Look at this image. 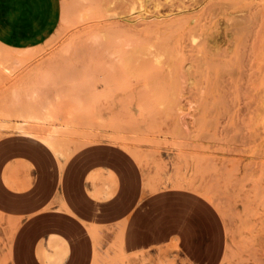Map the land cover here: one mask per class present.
I'll use <instances>...</instances> for the list:
<instances>
[{
	"label": "rangeland",
	"instance_id": "1",
	"mask_svg": "<svg viewBox=\"0 0 264 264\" xmlns=\"http://www.w3.org/2000/svg\"><path fill=\"white\" fill-rule=\"evenodd\" d=\"M22 121L70 129L67 158ZM1 122L0 167L40 153L46 186L96 169L97 194L122 177L107 217L138 197L127 231L90 234L91 264H264V0H0ZM16 162L3 181L32 180Z\"/></svg>",
	"mask_w": 264,
	"mask_h": 264
},
{
	"label": "crops",
	"instance_id": "2",
	"mask_svg": "<svg viewBox=\"0 0 264 264\" xmlns=\"http://www.w3.org/2000/svg\"><path fill=\"white\" fill-rule=\"evenodd\" d=\"M39 141L54 154L47 144ZM14 161L22 166L31 164L35 169L34 178L29 181L25 177L17 180L7 177L3 181L2 174L7 170L8 164ZM94 170L96 169L86 171L77 182L72 179L71 174H66L61 179L55 174L51 183H48L49 186H46L42 154L26 152L4 162L0 167V214L6 220L4 236L8 231L11 233L9 224L13 219L19 222L15 228L13 243L16 264L81 263L85 259L81 244L84 239L89 243L87 264H91V228L104 232V238H107L108 231L129 229L133 216L128 217L137 205L138 197L127 210L107 217L103 213V206L121 199L125 182L122 177H118L116 184H111L102 194H97V185L87 180V176ZM110 190L113 192L109 195ZM47 217L52 218V224H45Z\"/></svg>",
	"mask_w": 264,
	"mask_h": 264
},
{
	"label": "bare ground",
	"instance_id": "3",
	"mask_svg": "<svg viewBox=\"0 0 264 264\" xmlns=\"http://www.w3.org/2000/svg\"><path fill=\"white\" fill-rule=\"evenodd\" d=\"M136 49V48H135ZM214 49H217V50H219V47L217 46V47H215ZM210 62H209V59H205L204 60V62H203V64L204 65H208ZM208 87V86H207ZM45 109V108H44ZM47 109V108H46ZM53 115L50 113V114H47L46 115V117H44L43 119H45V120H48V119H50L51 117H52ZM2 120V119H1ZM59 120V119H58ZM38 121V120H37ZM47 122V121H46ZM49 122V121H48ZM7 123H8V121H7ZM10 123V122H9ZM41 123V122H40ZM2 124V122L0 123V125ZM4 124V123H3ZM15 124V123H14ZM39 124V123H38ZM61 124V123H60ZM71 124V123H70ZM4 125H7V124H4ZM3 125V128L4 127H7L8 128V126H4ZM17 125L18 126H16V125H11V126H13V127H9V128H14V127H16L17 129H18V132H20L21 134H27V135H31V136H33V137H35V138H38L39 140H41V141H43L45 144H47L50 148H51V150L54 152V154L56 155V157H58V158H60V157H66L67 158V156L69 155V153L64 149V147H63V145L61 144V142L60 141H58V139L60 140V138H62V137H60V138H57L56 137V135H58L57 133L59 132H61L63 129H61V131L59 130L60 128L58 127V126H56V125H54V126H56V127H54L53 126V128H51V129H48L47 127H36V128H33V129H28V128H26V127H28V126H26V124H25V122H24V125L26 126H23V121H22V123L19 125L18 123H17ZM31 125V124H30ZM36 126H37V124H35ZM42 125V124H41ZM45 125V124H44ZM47 125V124H46ZM50 125V124H49ZM59 125V124H58ZM66 125V124H65ZM2 126V125H1ZM0 126V127H1ZM29 127H31V126H29ZM33 127H35L34 125H33ZM59 129H58V128ZM62 127V126H61ZM66 127V126H65ZM65 127H62V128H65ZM32 128V127H31ZM50 128V127H49ZM68 128V127H67ZM69 131V130H67V129H64V131ZM64 131H62V132H64ZM2 132V131H1ZM0 132V133H1ZM61 132V133H62ZM85 132H87V131H85ZM4 133H5V131H4ZM14 133H16V132H14ZM64 133H68V132H64ZM80 133V132H79ZM3 134V133H2ZM72 134H75V133H72ZM85 135V134H84ZM92 135V134H91ZM65 135H63V137H64ZM92 136H94V135H92ZM84 137V136H83ZM86 137H88V136H86ZM65 138V137H64ZM112 138V137H111ZM114 138V137H113ZM68 139V138H67ZM66 138H65V140H67ZM74 139V138H73ZM115 139V138H114ZM62 141L64 140V139H61ZM68 140H70V139H68ZM72 140V139H71ZM76 140V139H75ZM122 140V139H121ZM77 141H78V139H77ZM80 141V140H79ZM82 141H84V140H82ZM116 141V140H115ZM81 142V141H80ZM84 142H86V140L84 141ZM90 142H93V141H90ZM64 143V142H63ZM116 144V143H115ZM81 145H83V143L81 144ZM85 145V144H84ZM124 145V144H123ZM67 146V145H66ZM120 146V145H119ZM135 146V145H134ZM125 148V147H124ZM77 149V148H76ZM78 149H79V146H78ZM77 149V150H78ZM133 149H135V148H133ZM126 150V149H125ZM75 151V150H74ZM131 152V151H130ZM134 154H135V152H134ZM70 155H72V154H70ZM139 155V154H138ZM137 156V155H136ZM136 158V157H135ZM140 158V157H139ZM64 159V158H63ZM151 175V174H150ZM151 177V176H150ZM149 177V178H150ZM178 177V176H177ZM185 179V178H184ZM174 180H176V178L174 179ZM174 180H172V181H174ZM170 182V181H169ZM179 182V181H178ZM177 183V182H176ZM180 183V182H179ZM146 184V183H145ZM147 184H149V183H147ZM149 185H151V184H149ZM179 184L177 183V186H178ZM180 185H181V183H180ZM179 185V186H180ZM157 186V185H156ZM167 187V186H166ZM182 187V186H181ZM151 188H153V187H151ZM174 188V187H173ZM154 189V188H153ZM156 189V188H155ZM161 189V188H160ZM157 191V190H156ZM196 191V190H195ZM152 192V191H151ZM150 193V192H149ZM202 196V195H201ZM203 196H205V195H203ZM206 198V197H205ZM214 199H215V197H214ZM209 200V199H208ZM212 202V201H211ZM9 223H10V221H9ZM13 223V222H12ZM9 225H11V223L9 224ZM11 227V226H10ZM94 229L95 228H91L90 230H91V233L93 234L94 233ZM14 230V229H13ZM11 231H12V227H11ZM98 231V230H97ZM12 234V232L10 233V235ZM98 236V235H97ZM120 236V235H119ZM98 239V238H97ZM97 239H96V241H97ZM120 242V241H119ZM97 244H99V243H97ZM98 246V245H97ZM99 247V246H98ZM121 247V246H120ZM118 248V247H117ZM124 250V249H123ZM123 250H121V251H123ZM107 251V250H106ZM115 251V250H114ZM120 251V252H121ZM124 253V252H123ZM116 254H117V252H116ZM118 255V254H117ZM125 256V255H124ZM113 258V257H112ZM97 260V259H96ZM98 261V260H97ZM130 263H131V261H130Z\"/></svg>",
	"mask_w": 264,
	"mask_h": 264
}]
</instances>
